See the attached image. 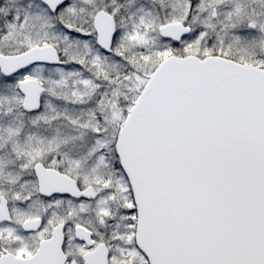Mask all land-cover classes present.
Masks as SVG:
<instances>
[{
	"label": "snow or ice",
	"instance_id": "6c2138e0",
	"mask_svg": "<svg viewBox=\"0 0 264 264\" xmlns=\"http://www.w3.org/2000/svg\"><path fill=\"white\" fill-rule=\"evenodd\" d=\"M0 264H264V0H0Z\"/></svg>",
	"mask_w": 264,
	"mask_h": 264
}]
</instances>
